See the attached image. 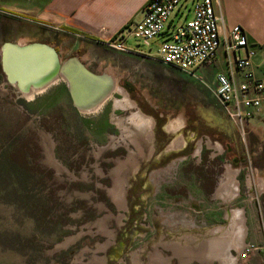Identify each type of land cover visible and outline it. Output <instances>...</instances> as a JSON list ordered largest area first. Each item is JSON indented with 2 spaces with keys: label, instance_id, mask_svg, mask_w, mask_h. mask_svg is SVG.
Masks as SVG:
<instances>
[{
  "label": "rangeland",
  "instance_id": "1",
  "mask_svg": "<svg viewBox=\"0 0 264 264\" xmlns=\"http://www.w3.org/2000/svg\"><path fill=\"white\" fill-rule=\"evenodd\" d=\"M0 15L9 18L0 20V47L8 41L48 43L60 61L77 57L91 71L111 73L136 104L115 108L111 99L95 113L80 111L62 79L29 97L7 82L0 64V264H156L162 258L155 255V242L182 234L185 215L194 218L199 229L191 232L198 237L224 224L225 207L245 208L244 224L251 226L256 178L264 175L263 134L247 133L245 124L228 117L222 132L209 113L224 115L223 107L177 67L129 57L58 26ZM127 45L156 49L155 41L147 45L134 37ZM138 112L155 122L153 140L130 119ZM172 121L176 128L169 127ZM183 143L187 146L179 148ZM169 146L175 149L166 151ZM116 179L124 181V207L111 192ZM236 181L239 196L223 200ZM232 221V242L240 247L241 221L235 213ZM224 232L216 230L202 249L192 247L210 258L212 239L217 250ZM110 233L112 244L104 250ZM177 249L181 255L171 264L188 257L187 247ZM241 249L232 250L235 264H246L252 254L244 259ZM158 253L167 258L172 252L163 245ZM197 260L190 264H209Z\"/></svg>",
  "mask_w": 264,
  "mask_h": 264
},
{
  "label": "crops",
  "instance_id": "2",
  "mask_svg": "<svg viewBox=\"0 0 264 264\" xmlns=\"http://www.w3.org/2000/svg\"><path fill=\"white\" fill-rule=\"evenodd\" d=\"M147 1L148 0H0V11L11 14L16 20L38 22L50 27L58 26L66 30V32L82 34L102 44H108L109 41L115 39L114 37L117 36L123 27L127 25L131 26L142 19V8ZM215 11L221 16V25L224 26L225 29H230L234 25L242 27L247 37L248 45L255 50L253 70L259 78L264 80V0H217ZM3 19L9 18L0 15V20ZM127 39L128 38L125 39L126 45ZM22 41L23 40H20V42ZM127 48L131 50L126 52V54L130 55L129 57L135 55L144 59H150L147 54L151 51V48H149L147 52L131 48L128 45ZM119 52L122 53L123 51ZM227 62L228 55L222 49H219L214 59L194 66L192 72H187V74L195 84L202 85L208 95L214 98L211 88L216 87L217 76L226 72ZM210 115L218 120V127L222 129V132L227 130L231 121L225 113L224 115L221 113H209V116ZM242 124H245L247 133L249 132L252 135L261 133L264 135V111L253 114ZM249 163L253 167L250 160ZM256 180L258 185V200L256 202L258 205L256 206L257 210L252 211L251 226L244 224L245 219L247 223L245 208L225 207L223 212L224 224L212 226L209 230V236H211L214 235L216 230L225 229V232L222 234L225 236L224 245H228L230 250L237 252L235 243L232 242L231 235L233 226L232 213H235L236 218L242 221L239 222L238 225L241 223L244 225H242L244 228L241 227L243 232L241 230L242 237L240 247L243 248L247 241H251L257 246L256 251L252 252L251 256L246 260V264H264V175L258 176ZM250 195L253 194L250 193ZM260 197L263 198L260 199ZM201 255V253L195 252V254L190 257V262L193 261V259H198L197 261L207 259L210 262V258H203ZM187 258L188 257L181 260L179 264H182ZM209 264H211V262Z\"/></svg>",
  "mask_w": 264,
  "mask_h": 264
},
{
  "label": "built area",
  "instance_id": "3",
  "mask_svg": "<svg viewBox=\"0 0 264 264\" xmlns=\"http://www.w3.org/2000/svg\"><path fill=\"white\" fill-rule=\"evenodd\" d=\"M217 0H148L140 21L127 25L108 42L112 48L129 52L126 38L134 37L147 44L155 41L156 49L148 58L161 64L192 72L198 64L215 58L222 49L228 55L226 72L217 76L211 92L226 115L241 124L253 114L264 111V80L253 70L255 50L248 45L239 25L225 29L215 11ZM246 244L241 256L247 259Z\"/></svg>",
  "mask_w": 264,
  "mask_h": 264
},
{
  "label": "water",
  "instance_id": "4",
  "mask_svg": "<svg viewBox=\"0 0 264 264\" xmlns=\"http://www.w3.org/2000/svg\"><path fill=\"white\" fill-rule=\"evenodd\" d=\"M0 52L1 69L7 82L23 93L31 87L43 91L60 75L66 82L73 105L81 111L80 106L90 107L110 91L111 82L103 71H91L77 57L60 61L55 48L48 43L8 41L1 45ZM44 57L46 63L41 66Z\"/></svg>",
  "mask_w": 264,
  "mask_h": 264
},
{
  "label": "bare ground",
  "instance_id": "5",
  "mask_svg": "<svg viewBox=\"0 0 264 264\" xmlns=\"http://www.w3.org/2000/svg\"><path fill=\"white\" fill-rule=\"evenodd\" d=\"M0 55H1V53H0ZM40 63H41V66L46 63L45 57L40 61ZM102 74L105 75L108 78V80L111 82L110 91L103 98H101L100 100L98 99L97 103L95 102L92 106L87 107V108H84V107L81 108V106H80L81 111L86 112V113H90V114L95 113V112L99 111L108 100H111V99H113L115 108L116 107L133 108L136 105L135 102H133L131 99H129L127 92L122 87L119 86V84L115 80L114 76L107 71H105ZM57 79L58 80H61V79L64 80V78L59 75L58 77H55L53 79V81H58ZM39 90L40 89L37 87L36 88L31 87L26 92H24V95L32 97L36 92H40ZM116 92H121L122 98L118 99L116 97H113V95ZM130 119H133V121L138 120V123L136 125L139 127H145L146 128L147 138H150L153 135L154 121L149 116L143 114L142 112H138V113L132 114ZM124 121H125V119H121L118 121V124L123 125ZM177 123L178 122L172 121L171 124L169 125V127L170 128L171 127L176 128V126H178ZM123 182H124L123 180L116 179V181H115L116 187L115 188L113 187V189H111V192L113 193L114 198L117 199V201H119L120 203H123V199H124L123 198V193H124ZM232 187L233 188H231V185H230V188H228L226 190L225 194L222 196L223 200H231V198L234 199L235 197H237V194L239 193L237 181H236V183L232 184ZM230 213H231V211H230ZM233 214L234 213H232V215ZM242 225L243 224L241 223V227H242ZM242 228H244V227H242ZM241 230L243 232V229H241ZM70 240H71L70 238L67 239L64 242V244H67ZM213 240L214 239H212V241L210 243L211 246L213 245L212 248H211V246H210V248H208V250H209L208 253H210L209 255L211 256L210 259H217L220 264H235L236 257H233V255L231 254L232 250L229 249V246L224 245V240H221V242H219L220 244H219V248L217 250L216 249L212 250L215 243H217V242L214 243ZM240 244H241V242H240ZM236 248L238 250L241 249V247H236ZM238 253H240V251H238Z\"/></svg>",
  "mask_w": 264,
  "mask_h": 264
},
{
  "label": "flooded vegetation",
  "instance_id": "6",
  "mask_svg": "<svg viewBox=\"0 0 264 264\" xmlns=\"http://www.w3.org/2000/svg\"><path fill=\"white\" fill-rule=\"evenodd\" d=\"M154 128H155V122H154V127H153V135L150 137L151 140H153V138L155 136V134H154ZM165 133H167V132H165ZM207 143H208V141H207ZM199 144H200L199 146H200V149H201V147H202L201 146V142H199ZM185 145L187 146L186 143H183L182 145L179 146V148L186 147ZM170 146H173V144H171ZM170 146L166 148V151H169L171 149H175V148H170ZM219 153H222V150L221 149H220ZM219 153H217V154H219ZM173 164H174V162L169 165V169H165V170H167L169 172L170 169H173L174 168ZM165 170L163 169L161 171H165ZM123 189H124V183H123ZM124 191H125V189H124ZM123 198L124 199H123V205L122 206L124 207L125 195L123 196ZM185 216L187 217V219H184V220L181 221V224H182V226L184 228V232L182 234H180V233L171 234L170 236H168V240L165 238L166 240H164V242H163V239H162L163 237L162 236H159V241L158 242H155V244H154L155 250H156L155 255L159 254L158 253V247L159 246L160 247H163V245H165V249H170L171 252H172L171 255L168 256L167 258H163V256L160 253L159 255L161 256L162 260L155 259V262H157L156 264H163L164 262H165V264H171L172 263V260L177 259L178 257H180L181 254L180 253H176V252H180V250L177 249V246H179V244L180 245L182 244L183 247H187V249H185L183 251H184L185 254H188V257H192L195 254V252H197L199 250V249L198 250H194L195 246L192 247L194 245V243H196V245L198 246V248H201V249L204 248V246H205V243L204 242L206 241L207 238H209V233L208 234L205 233L201 237H198L200 235H195V233H192L191 232L192 230L199 229V227L195 226L194 220H193L194 218L190 217V215L189 216L188 215H185ZM169 222L171 223V221H169ZM178 223H180V222L178 221ZM173 225H174V222L172 223V227H173ZM113 236H114V234H112V233L109 234L107 243L103 244V246L105 245L104 246V250L107 249V248H109L110 244H112L110 242L113 240ZM189 252H191V253H189ZM156 258H157V256H156ZM164 259H166L168 261V263L166 261H164ZM204 260H206V259H204ZM207 261H208L207 263H210L209 260H207Z\"/></svg>",
  "mask_w": 264,
  "mask_h": 264
},
{
  "label": "trees",
  "instance_id": "7",
  "mask_svg": "<svg viewBox=\"0 0 264 264\" xmlns=\"http://www.w3.org/2000/svg\"><path fill=\"white\" fill-rule=\"evenodd\" d=\"M114 38H115V37H114ZM114 38H113V39H114Z\"/></svg>",
  "mask_w": 264,
  "mask_h": 264
}]
</instances>
